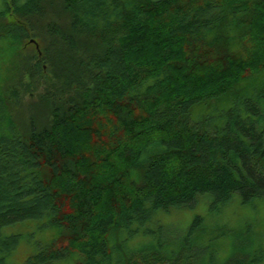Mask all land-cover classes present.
Here are the masks:
<instances>
[{
    "label": "trees",
    "instance_id": "obj_1",
    "mask_svg": "<svg viewBox=\"0 0 264 264\" xmlns=\"http://www.w3.org/2000/svg\"><path fill=\"white\" fill-rule=\"evenodd\" d=\"M61 9L44 23L43 0L0 1V264H264V228L238 212L264 200V0ZM201 198L211 224L158 218ZM33 222L54 235L17 263Z\"/></svg>",
    "mask_w": 264,
    "mask_h": 264
},
{
    "label": "rangeland",
    "instance_id": "obj_2",
    "mask_svg": "<svg viewBox=\"0 0 264 264\" xmlns=\"http://www.w3.org/2000/svg\"><path fill=\"white\" fill-rule=\"evenodd\" d=\"M1 1V0H0ZM64 4V0H43V11L44 16L41 19L44 23L50 22V20H56L59 21L60 17L63 13L62 6ZM53 11H57V16L55 14H52ZM66 18L68 19V15H66ZM11 18V17H10ZM13 18V16H12ZM37 22V19L34 18ZM61 21V20H60ZM34 25V24H33ZM32 42L31 44H25L26 46L22 45L21 48H23L26 51H33L35 48H38L39 45L35 40H29ZM36 46V47H35ZM194 54V53H193ZM197 55V54H195ZM14 59L16 60L17 57L15 56ZM209 62V60L205 61ZM7 65L5 63L0 64V78H2L6 74ZM32 99V96L30 97ZM228 107V103H224V105L219 103H213L209 106L206 105H197L193 112L191 117L194 120H199L203 116H213L216 115L218 111L225 109ZM258 207L255 209L248 208H241L238 209V212L241 213L242 216L244 214H250L254 215L256 214L259 222H260V228L259 230H263L264 228V200L257 201ZM233 207H229L225 211L224 219L229 222L232 221V219L236 220L237 215L233 212ZM236 212V211H235ZM213 211L211 210V203L209 199L201 198L197 204L194 205L192 208H186L182 210H173L168 215L160 214L158 215V218L167 224H174L178 225L180 227H186L188 226L193 218L196 215L202 216L207 224H211L213 221ZM263 226V227H262ZM15 230L21 231V240L19 245L17 246L16 250L13 252L12 256L15 262L21 263L27 256L35 253L38 249V243H43L44 241H48L51 239L54 235L53 230H40L38 228V224L33 222L31 225L27 227L22 228H15ZM228 243L229 241H225L222 247V252H226L228 249ZM222 253V254H223Z\"/></svg>",
    "mask_w": 264,
    "mask_h": 264
},
{
    "label": "flooded vegetation",
    "instance_id": "obj_3",
    "mask_svg": "<svg viewBox=\"0 0 264 264\" xmlns=\"http://www.w3.org/2000/svg\"><path fill=\"white\" fill-rule=\"evenodd\" d=\"M11 2H12V0H7V3H8V4H11Z\"/></svg>",
    "mask_w": 264,
    "mask_h": 264
}]
</instances>
